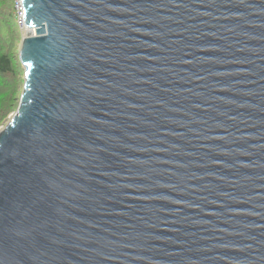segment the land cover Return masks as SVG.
<instances>
[{
	"label": "water",
	"instance_id": "1",
	"mask_svg": "<svg viewBox=\"0 0 264 264\" xmlns=\"http://www.w3.org/2000/svg\"><path fill=\"white\" fill-rule=\"evenodd\" d=\"M0 264H264V0H20Z\"/></svg>",
	"mask_w": 264,
	"mask_h": 264
},
{
	"label": "trees",
	"instance_id": "2",
	"mask_svg": "<svg viewBox=\"0 0 264 264\" xmlns=\"http://www.w3.org/2000/svg\"><path fill=\"white\" fill-rule=\"evenodd\" d=\"M16 1L0 0V126L15 113L23 87L17 53L23 37L17 23Z\"/></svg>",
	"mask_w": 264,
	"mask_h": 264
},
{
	"label": "built area",
	"instance_id": "3",
	"mask_svg": "<svg viewBox=\"0 0 264 264\" xmlns=\"http://www.w3.org/2000/svg\"><path fill=\"white\" fill-rule=\"evenodd\" d=\"M15 9H16V16H17L18 26H19L20 30H22V29L24 30L23 18H22V7H21L20 0L16 1Z\"/></svg>",
	"mask_w": 264,
	"mask_h": 264
},
{
	"label": "rangeland",
	"instance_id": "4",
	"mask_svg": "<svg viewBox=\"0 0 264 264\" xmlns=\"http://www.w3.org/2000/svg\"><path fill=\"white\" fill-rule=\"evenodd\" d=\"M13 13H14V11H13ZM21 34H22V37H26L27 36V32L26 31H24L23 29L21 30ZM18 51H19V49H18ZM18 51H17V53H18ZM23 70V69H22ZM24 71H22L21 72V75L23 76L24 74ZM23 78V82H24V77H21V79ZM14 114V113H13ZM13 114H11L8 118H7V120L6 121H8L10 118H11V116L13 115ZM5 121V123H3L1 126H0V130L2 129V128H4L5 127V125L7 124V122Z\"/></svg>",
	"mask_w": 264,
	"mask_h": 264
}]
</instances>
